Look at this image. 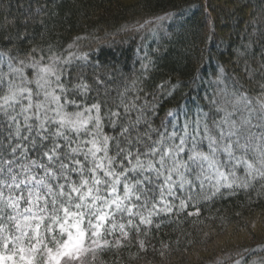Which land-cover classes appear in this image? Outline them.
<instances>
[{
    "label": "trees",
    "instance_id": "1",
    "mask_svg": "<svg viewBox=\"0 0 264 264\" xmlns=\"http://www.w3.org/2000/svg\"><path fill=\"white\" fill-rule=\"evenodd\" d=\"M166 14L169 18L158 24L139 27ZM69 51L87 54L88 60H75L68 69L71 78L64 77L71 89L68 98L81 106L67 110L100 103L106 135L119 138L145 104V116L160 131L162 121L172 130L170 110L178 114L181 127V109L190 115L197 107L211 109L212 119L219 120L224 113L217 114L209 99L221 103V98L235 99L233 93L244 94L255 105L264 95V0H0V54L5 60L0 67L5 72L8 57L27 61L43 55L47 63L51 55L67 57ZM27 75L32 77L31 69ZM80 83L86 91L74 87ZM137 97L136 109L126 114L124 106ZM114 119L119 121L115 128ZM146 128L141 125L138 131ZM135 136L132 130L131 138ZM110 144L114 155L116 141ZM136 148L134 143L132 150ZM201 150H208L206 141ZM29 155L36 158L37 152ZM188 194L177 187L175 198L168 200L178 206ZM201 196L193 194L183 213H162L127 238L117 230L120 246L107 236L111 247L95 260L87 255V264H264V180L251 189H222L211 200Z\"/></svg>",
    "mask_w": 264,
    "mask_h": 264
},
{
    "label": "snow or ice",
    "instance_id": "2",
    "mask_svg": "<svg viewBox=\"0 0 264 264\" xmlns=\"http://www.w3.org/2000/svg\"><path fill=\"white\" fill-rule=\"evenodd\" d=\"M44 60L43 55L27 61L8 57L7 72L0 67V264H84L87 255L95 260L98 252L111 247L107 236L119 247L117 230L127 238L162 213H183L193 194L211 200L222 189H251L264 180V95L255 105L244 94L233 93L236 98L223 103L209 99L217 114L224 113L219 120L212 119L211 109L197 107L192 115L181 109L182 127L176 111L170 110L171 131L164 121L163 131L151 126L145 104L118 138L104 134L100 103L67 110L69 105L81 106L68 98L71 89L64 77L70 79L72 63L87 61V54L69 51L67 57L53 54ZM4 63L0 54V65ZM74 87L87 90L83 83ZM137 99L124 106L126 114L136 109ZM118 122L112 120V127ZM141 125H147L142 133ZM114 140L116 151L110 155ZM204 141L207 151L201 150ZM241 169L243 176L238 175ZM177 187L189 193L178 206L168 200L175 198ZM118 217L127 222H118Z\"/></svg>",
    "mask_w": 264,
    "mask_h": 264
},
{
    "label": "rangeland",
    "instance_id": "3",
    "mask_svg": "<svg viewBox=\"0 0 264 264\" xmlns=\"http://www.w3.org/2000/svg\"><path fill=\"white\" fill-rule=\"evenodd\" d=\"M161 17H162V16H161ZM152 21H154V20H152ZM217 92H221V90H217ZM221 97H222V96H221ZM220 100H221V103H223V102L225 101L224 98H221ZM233 100H234V99H233ZM229 105L232 106L231 103H229L227 106H229ZM231 110H232V109H231ZM220 158H221V160H223V159H225L226 157H224V155H223V156L220 157ZM38 171H39V170H38ZM238 175H240V176H243V175H244L242 169L238 171ZM117 220H118V222H124V223L127 222L126 219H124L123 221H121L119 217L117 218ZM90 256H91V255H90ZM88 258H89V257H88ZM90 260H91V259H88V262H89ZM84 264H87L86 260H85Z\"/></svg>",
    "mask_w": 264,
    "mask_h": 264
}]
</instances>
